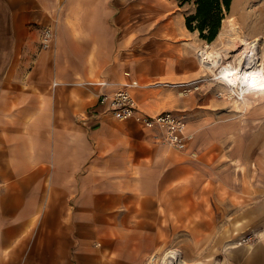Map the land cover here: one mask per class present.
<instances>
[{
    "label": "crops",
    "instance_id": "0c3cea01",
    "mask_svg": "<svg viewBox=\"0 0 264 264\" xmlns=\"http://www.w3.org/2000/svg\"><path fill=\"white\" fill-rule=\"evenodd\" d=\"M130 3L0 0V264H147L173 249L187 264H264V151L224 178L208 130L186 121L177 149L97 106L135 79L140 109L169 111L152 81L198 71L162 37L170 21ZM244 234L257 238L234 244Z\"/></svg>",
    "mask_w": 264,
    "mask_h": 264
},
{
    "label": "rangeland",
    "instance_id": "374dc122",
    "mask_svg": "<svg viewBox=\"0 0 264 264\" xmlns=\"http://www.w3.org/2000/svg\"><path fill=\"white\" fill-rule=\"evenodd\" d=\"M132 1L135 0H126L124 5L130 6ZM141 2L144 20L158 16L164 17L165 22L170 21L169 27L174 32L168 36L165 32L161 33L162 37H167L170 45L176 50L193 51L198 70L185 80L171 82L157 79L152 81V85L168 89L171 98L168 100L174 103L169 111H177L183 115L185 121L193 122L197 134L198 130H208V137L212 141L208 150V163H210L208 165L211 168L219 171L222 168V173L219 174L224 178H229L232 171L234 175L238 172L240 177L246 178V168L253 162L257 166L256 159L262 156L264 151V94L249 97L251 100L247 99V104L241 102L235 92L218 84L219 80L212 79L214 75L198 63L197 54L200 48L205 47L206 60L208 62L212 58L219 60L222 67L232 59L226 58L225 54L233 48L232 45H235L233 37L241 34L249 41L259 38L256 48L259 55L264 57V0H232L230 10L220 26V29L223 26L224 35L221 37L217 35L211 42L202 39L197 31H190L185 25V16L195 10L193 2L183 4L179 0H141ZM206 43L209 46H205ZM238 50L234 53L239 52ZM192 138L188 136V140ZM201 140L198 138V141ZM255 173L257 176V168ZM241 237L233 241L234 244H237ZM252 242L253 240L249 243ZM174 251L179 253L178 259H181V264H187L183 251L180 249ZM196 261L193 259L192 262Z\"/></svg>",
    "mask_w": 264,
    "mask_h": 264
},
{
    "label": "bare ground",
    "instance_id": "6f19581e",
    "mask_svg": "<svg viewBox=\"0 0 264 264\" xmlns=\"http://www.w3.org/2000/svg\"><path fill=\"white\" fill-rule=\"evenodd\" d=\"M224 32L222 26L218 33V37L223 36ZM233 39H235V41L233 40L235 45H232L233 48L231 47L232 49L226 51L225 54L226 58L232 59L226 64H223L224 66L221 67L220 65H222V63L220 64L219 60H213V58L208 62V60H206L207 51L204 49L205 47L200 48L198 62L204 69L209 71L211 75H214L212 78L213 80H219L218 84L231 89V91L235 92L238 96L237 99L247 104V102L251 100L249 97L264 94V57L259 55L256 48V43L259 41V38L249 41L244 35L240 34L237 37L234 36ZM205 46H209V44L206 43ZM250 47L251 49H249ZM239 48H241L240 51L238 50ZM237 50L239 52L234 53V51ZM178 257V253L174 250H168L159 256L157 263L152 264H181V259H178ZM153 261L154 259L151 260V262Z\"/></svg>",
    "mask_w": 264,
    "mask_h": 264
},
{
    "label": "built area",
    "instance_id": "2783aa9c",
    "mask_svg": "<svg viewBox=\"0 0 264 264\" xmlns=\"http://www.w3.org/2000/svg\"><path fill=\"white\" fill-rule=\"evenodd\" d=\"M53 36L54 34L51 28H44L41 46L48 47ZM138 86L139 83L135 79L123 82L113 92L100 94L97 106L100 107L101 110L109 112L120 119L133 117L147 127H157L162 142L177 149H183L188 140V135L185 131V118L176 115L172 111L164 110L156 114H149L140 109L133 94V89ZM254 239L255 237L253 234H247L242 236L241 239L237 241L236 245L249 243ZM158 258L159 256L152 255L147 264L157 263ZM152 259H154L153 262H151Z\"/></svg>",
    "mask_w": 264,
    "mask_h": 264
},
{
    "label": "trees",
    "instance_id": "16d2710c",
    "mask_svg": "<svg viewBox=\"0 0 264 264\" xmlns=\"http://www.w3.org/2000/svg\"><path fill=\"white\" fill-rule=\"evenodd\" d=\"M179 2L181 4L193 2L195 10L185 16V25L190 31H197L202 39L211 42L217 37L232 0H179Z\"/></svg>",
    "mask_w": 264,
    "mask_h": 264
}]
</instances>
